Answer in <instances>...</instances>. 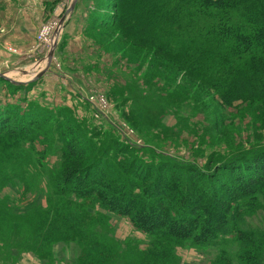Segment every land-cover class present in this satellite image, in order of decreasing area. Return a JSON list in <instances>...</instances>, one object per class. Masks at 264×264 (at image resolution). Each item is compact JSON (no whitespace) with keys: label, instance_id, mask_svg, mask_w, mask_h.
Segmentation results:
<instances>
[{"label":"trees","instance_id":"trees-1","mask_svg":"<svg viewBox=\"0 0 264 264\" xmlns=\"http://www.w3.org/2000/svg\"><path fill=\"white\" fill-rule=\"evenodd\" d=\"M110 6L112 10L92 15L91 30L108 28L111 39L117 37L137 59H143L141 51H152L157 73L148 77L175 82L181 76L183 90L175 96L169 89L159 97V110L189 102L192 87V98H201L206 109L263 108L264 0H114ZM0 79L12 89L35 84ZM159 113L145 109L146 120L159 124ZM222 114L208 112L212 119L204 129L220 123ZM45 126L64 142V168L42 208L17 214L0 195V264L29 251L50 259L59 242L81 246L76 264H117L121 259L125 264H172L177 246L188 241L205 245L227 231L240 244L238 264H264V232L239 226L243 209L256 207L264 192V145L205 164L165 151L144 158L131 143L110 133L102 139L105 133L89 131L65 110L8 101L0 106V188L10 176L5 164L21 157L16 149ZM11 175L19 176L14 170ZM97 206L127 217L150 237L149 243L123 255L118 240L98 230V224L106 226L96 217L108 216L95 212ZM12 234L19 237L12 240ZM213 264L235 263L223 251Z\"/></svg>","mask_w":264,"mask_h":264},{"label":"rangeland","instance_id":"rangeland-1","mask_svg":"<svg viewBox=\"0 0 264 264\" xmlns=\"http://www.w3.org/2000/svg\"><path fill=\"white\" fill-rule=\"evenodd\" d=\"M101 1L78 0L70 11L73 0H0V72L9 75L13 83L20 81L16 84L35 83L33 87L12 89L0 79V106L8 101L24 106L35 102L50 110H65L89 131L105 133L102 139L110 133L111 137L131 143L136 153L150 159L164 156L162 151H165L205 164L209 159L221 161L234 153L264 145V106L238 105V108H223L222 114L218 106L203 108L201 98L194 101L192 94L196 89L192 87L189 102L179 107L168 104L159 110L162 101L159 97L167 96L169 89L171 93L183 90L178 85L181 76L175 82L148 77L155 71L151 59L156 56L152 51H141L143 59H137L127 45L117 43V37L111 39L113 32L108 28L91 30L93 14L112 10L110 4L114 0ZM74 20L75 27H69ZM16 22L25 26L27 34L15 36L3 28ZM120 34L114 35L120 37ZM73 35L77 38L71 41ZM55 44L51 66L45 70ZM110 47L113 49L107 51ZM137 94L140 95L135 98ZM92 98L104 109H99ZM147 108L161 112L159 124L151 117L146 120ZM208 112L222 117L220 123L210 125V122V129L206 130L205 123L212 119L207 117ZM48 126L16 149L15 153L21 157L15 156L13 163L5 164L10 176L2 182L0 195L17 214L46 206L64 168V142ZM13 170L18 172V177H12ZM98 210L108 216L96 217L106 226L104 229L98 224V230L118 240L123 255L149 243L150 237L135 228L127 217L97 206L94 211ZM243 210L239 226L263 233L264 192L259 194L256 207L247 206ZM21 225H17L18 233ZM18 237L11 235L12 240ZM223 251L238 264L240 244L233 231L222 233L205 245L188 241L177 246L172 264H213ZM80 252L81 246L76 242H59L53 245L50 259L42 260L29 251L19 256L14 253L15 260L12 258V262L7 260L4 264H76ZM125 260L117 264H125Z\"/></svg>","mask_w":264,"mask_h":264},{"label":"crops","instance_id":"crops-1","mask_svg":"<svg viewBox=\"0 0 264 264\" xmlns=\"http://www.w3.org/2000/svg\"><path fill=\"white\" fill-rule=\"evenodd\" d=\"M75 22H77V21H75V20L72 21L69 24V27H72V28L75 27L74 25H72ZM3 28H5L8 33H12L15 36L27 34L26 31L24 30L25 29V26L22 25L20 22H16L14 24H10L7 27H3ZM67 31H70V29H68ZM27 32H28V30H27ZM76 38H77V35H73V38H71V41L74 40V39H76ZM53 69L54 68H52V71H53Z\"/></svg>","mask_w":264,"mask_h":264},{"label":"water","instance_id":"water-1","mask_svg":"<svg viewBox=\"0 0 264 264\" xmlns=\"http://www.w3.org/2000/svg\"><path fill=\"white\" fill-rule=\"evenodd\" d=\"M78 0H73L72 4H71V7H70V11H73L74 8H75V5L77 3ZM65 21V17H63L62 19V23ZM55 47H56V44L54 45V47L51 49L50 53H49V60H48V64L45 68V70H47L49 68V66H51V63H52V59H53V56H54V52H55ZM41 74H39L38 76H36V78L40 77ZM0 77L8 80V81H11V82H14V80L7 74L3 73V72H0ZM20 82V81H19ZM19 82H15V83H19Z\"/></svg>","mask_w":264,"mask_h":264},{"label":"built area","instance_id":"built-area-1","mask_svg":"<svg viewBox=\"0 0 264 264\" xmlns=\"http://www.w3.org/2000/svg\"><path fill=\"white\" fill-rule=\"evenodd\" d=\"M92 101L95 103V105L99 108V109H104L96 100V98H92ZM102 113H104L103 111H101Z\"/></svg>","mask_w":264,"mask_h":264}]
</instances>
